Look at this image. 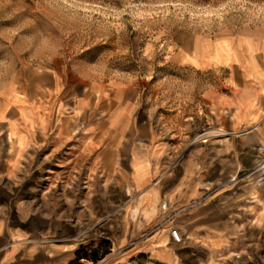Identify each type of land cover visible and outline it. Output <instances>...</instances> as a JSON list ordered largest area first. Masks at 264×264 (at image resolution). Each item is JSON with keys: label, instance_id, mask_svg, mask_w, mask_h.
Masks as SVG:
<instances>
[{"label": "rangeland", "instance_id": "obj_1", "mask_svg": "<svg viewBox=\"0 0 264 264\" xmlns=\"http://www.w3.org/2000/svg\"><path fill=\"white\" fill-rule=\"evenodd\" d=\"M241 36L264 38V0H0V112L13 107L16 114L52 96L54 78L61 75L64 91L88 102L83 113L72 114L76 137L92 138L95 150L102 148L118 138L110 120L124 108L121 137L147 128L141 138L153 150V186L165 193L175 180L167 186L166 177L180 174L188 156L198 155L199 144L226 134L231 121V102L222 99L226 85L188 68L187 55L200 43L227 46L209 42ZM216 138L228 142L226 135ZM130 161L127 153L123 167L109 164L103 182L95 168L93 225L79 257L96 252L102 259L87 258L92 264L112 256L119 264H264L261 227L258 238L234 248L191 244L184 237L175 243L169 236L175 223L166 209L156 212L151 228H142V213L133 211L138 198ZM44 167L36 158L31 168ZM34 176L28 185L37 198L47 182L38 172ZM54 192L47 208L68 215L59 189ZM79 230L86 234L85 226ZM163 235L175 244L167 243L172 260L155 258ZM78 256L73 264H82Z\"/></svg>", "mask_w": 264, "mask_h": 264}, {"label": "crops", "instance_id": "obj_2", "mask_svg": "<svg viewBox=\"0 0 264 264\" xmlns=\"http://www.w3.org/2000/svg\"><path fill=\"white\" fill-rule=\"evenodd\" d=\"M220 41L227 46L198 44L185 65L212 74L226 85L222 99L231 102L228 131L199 144L198 155L188 156L180 174L166 177L167 186L171 177L175 180L165 193L153 186L156 162L153 150L147 148L150 144L144 143L147 139L141 138L147 128H139L140 133L130 139L121 137L124 108L119 107L110 120L118 138L102 148L95 150L92 138L76 137L72 114L83 113L88 102L86 97L74 100L64 91L61 75L54 78L52 96L47 93L16 114L13 107L0 112V264H73L79 245L88 241V226L93 225L95 168L103 182L109 164L122 165L127 153L138 198L133 211L142 213V228H151L156 212L166 209L167 218L175 223L173 229L191 244L234 248L258 238L259 227L264 236V188L242 180L255 166L257 149L264 144V38L241 36L209 43ZM220 135H226L228 142H218ZM212 146L214 151L204 154L202 149ZM36 158L45 164L44 170L33 171ZM35 172L47 182L37 198L28 185ZM56 189L68 215L47 208L54 204ZM127 193L131 194L129 188ZM84 226L85 237L79 230ZM169 236L160 238L162 246L155 256L159 261L174 257L167 247L168 241L175 245ZM164 248L168 251L163 252ZM113 258L99 264H119ZM81 262L92 264L86 259Z\"/></svg>", "mask_w": 264, "mask_h": 264}, {"label": "built area", "instance_id": "obj_3", "mask_svg": "<svg viewBox=\"0 0 264 264\" xmlns=\"http://www.w3.org/2000/svg\"><path fill=\"white\" fill-rule=\"evenodd\" d=\"M242 180L247 184L253 183L256 189L264 188V144L257 149L255 166L242 175ZM170 236L175 243L182 241V236L178 229H172Z\"/></svg>", "mask_w": 264, "mask_h": 264}, {"label": "trees", "instance_id": "obj_4", "mask_svg": "<svg viewBox=\"0 0 264 264\" xmlns=\"http://www.w3.org/2000/svg\"><path fill=\"white\" fill-rule=\"evenodd\" d=\"M80 252H82V251L77 252V256L79 255ZM105 255H106V254H105ZM87 258H89L90 260H92V261H94V262H98L99 260L102 259V258L97 257L96 252H93V254H92L91 257H88V256H85V257H79V256H78V260H81V259H86V260H88Z\"/></svg>", "mask_w": 264, "mask_h": 264}]
</instances>
